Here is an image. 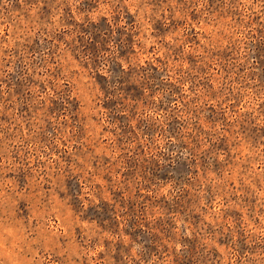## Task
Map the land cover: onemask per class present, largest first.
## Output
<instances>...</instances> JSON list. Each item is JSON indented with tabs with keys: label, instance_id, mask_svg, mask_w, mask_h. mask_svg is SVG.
<instances>
[{
	"label": "rangeland",
	"instance_id": "rangeland-1",
	"mask_svg": "<svg viewBox=\"0 0 264 264\" xmlns=\"http://www.w3.org/2000/svg\"><path fill=\"white\" fill-rule=\"evenodd\" d=\"M0 264H264V0H0Z\"/></svg>",
	"mask_w": 264,
	"mask_h": 264
}]
</instances>
